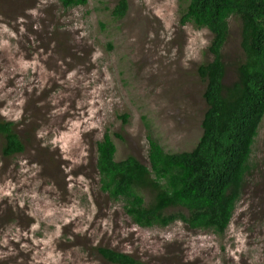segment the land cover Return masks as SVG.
Returning <instances> with one entry per match:
<instances>
[{
	"label": "rangeland",
	"instance_id": "obj_1",
	"mask_svg": "<svg viewBox=\"0 0 264 264\" xmlns=\"http://www.w3.org/2000/svg\"><path fill=\"white\" fill-rule=\"evenodd\" d=\"M116 2L0 0V117L25 143L23 153H0V264H109L95 246L145 264H264V117L222 235L180 221L138 226L99 189L105 132L117 160L148 164V136L165 152L194 148L206 108L196 70L211 59L209 31L179 23L185 0H127L120 19ZM239 36L231 19L227 81Z\"/></svg>",
	"mask_w": 264,
	"mask_h": 264
},
{
	"label": "trees",
	"instance_id": "obj_2",
	"mask_svg": "<svg viewBox=\"0 0 264 264\" xmlns=\"http://www.w3.org/2000/svg\"><path fill=\"white\" fill-rule=\"evenodd\" d=\"M57 1L64 9L87 4V0ZM185 2L186 6L180 5V25L191 23L211 34L207 48L211 59L196 70L204 83L206 104L198 142L191 151L169 153L148 136V164H144L133 155L117 160L116 145L105 132L96 143L95 167L100 190L121 200L136 225L165 227L180 221L190 229L222 235L253 169L252 147L264 117V0ZM127 9V0H117L111 15L120 19ZM231 19L239 22L241 55L234 63V78L227 81L229 63L222 50ZM15 128L12 120L0 117V153L5 157L25 150ZM94 249L109 264H145L107 246Z\"/></svg>",
	"mask_w": 264,
	"mask_h": 264
},
{
	"label": "clouds",
	"instance_id": "obj_3",
	"mask_svg": "<svg viewBox=\"0 0 264 264\" xmlns=\"http://www.w3.org/2000/svg\"><path fill=\"white\" fill-rule=\"evenodd\" d=\"M179 19H180V17H179ZM202 29H206L207 30V28H202ZM208 31V30H207ZM210 33V32H209ZM211 35V34H210ZM210 40H211V38H210ZM3 119H5V118H3ZM7 120V119H6ZM15 124H16V122L14 121V120H12ZM262 121V120H261ZM261 123V122H260ZM260 125V124H259ZM16 129V128H15ZM259 129V128H258ZM98 183H99V177H98ZM99 189H100V186H99ZM114 200V199H113ZM130 217V216H129ZM183 223V222H182ZM185 224V223H184ZM186 225V224H185ZM187 226V225H186ZM197 229H202V230H209V229H203V228H197Z\"/></svg>",
	"mask_w": 264,
	"mask_h": 264
}]
</instances>
